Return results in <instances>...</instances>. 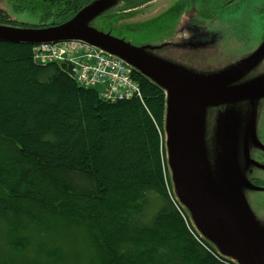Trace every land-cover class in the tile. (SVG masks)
<instances>
[{"label":"trees","instance_id":"obj_1","mask_svg":"<svg viewBox=\"0 0 264 264\" xmlns=\"http://www.w3.org/2000/svg\"><path fill=\"white\" fill-rule=\"evenodd\" d=\"M8 2L39 14L22 27L44 29L97 0ZM32 50L0 41V264H31L5 249L16 252L31 230L75 226L87 231L96 264H233L194 233L175 201L163 91L133 71L141 99L110 103L58 64H36Z\"/></svg>","mask_w":264,"mask_h":264},{"label":"rangeland","instance_id":"obj_2","mask_svg":"<svg viewBox=\"0 0 264 264\" xmlns=\"http://www.w3.org/2000/svg\"><path fill=\"white\" fill-rule=\"evenodd\" d=\"M125 1L133 2L130 9L126 10L128 8L126 6L117 8L118 0H112L113 7H116L98 17L92 16L89 19L91 27L95 24L98 31L111 33L112 37L136 47L145 44L154 47L166 43L168 49L154 56L168 64L164 66L165 70L178 72L194 80L221 78L242 69L241 60L231 58L232 61L226 56L228 51H231L227 23L260 20L264 17V10L259 12L260 7L256 8L257 0H238L224 8L222 4L225 0H201L200 4L192 0L195 6L189 0H152V3L145 5L142 4L148 2L146 0ZM195 8L201 10V14L194 13L196 17L191 12ZM1 13L10 20L29 25L39 21V14L36 11H15L8 0H0ZM199 17L201 20L211 21L204 24V27L190 25L193 19ZM151 19L153 21L142 24ZM133 23L142 25L133 26ZM0 27L15 30L24 28L5 24H0ZM248 82L246 74H242L227 86L240 94L233 100L211 105H205L206 103L201 101L198 103L199 159L206 181L220 202L221 189L217 190L213 180L215 163H222V157L228 154L235 158L236 150L242 143L249 149L252 148L253 103L247 93L244 94L249 86ZM94 88L101 93L102 88L99 86ZM245 199L250 212L253 213L249 223L257 231L264 233V200L257 198V191L253 190L248 191ZM65 228L66 231H60L61 233L33 229L18 240L16 252L5 248L6 252L10 258L18 259V262L29 259L32 261L31 264H96L97 251L88 243L87 231L76 226Z\"/></svg>","mask_w":264,"mask_h":264},{"label":"water","instance_id":"obj_3","mask_svg":"<svg viewBox=\"0 0 264 264\" xmlns=\"http://www.w3.org/2000/svg\"><path fill=\"white\" fill-rule=\"evenodd\" d=\"M113 6L112 0H97V3L87 6L73 19L55 27L22 30L0 27V41L33 47L38 44L80 40L123 61L132 72L159 87L166 97L163 139L175 201L187 215L197 236L218 255L233 264H264V233L257 231L249 223L253 213L245 199L249 190H257L243 176L248 169L238 163L240 147L236 150L235 158L228 154L222 157V163H215L213 180L217 190L221 189L220 202L202 170L197 138L200 112L198 103L219 104L239 96V92L230 90L227 86L246 70L242 67L231 75L210 80L189 79L178 72L165 70L164 66L168 64L154 55L166 46L136 47L112 37L111 33L98 31L95 24L91 27L89 19L92 16L98 17L116 7ZM243 147L244 150L247 149L245 144ZM244 157L248 158L246 151Z\"/></svg>","mask_w":264,"mask_h":264},{"label":"flooded vegetation","instance_id":"obj_4","mask_svg":"<svg viewBox=\"0 0 264 264\" xmlns=\"http://www.w3.org/2000/svg\"><path fill=\"white\" fill-rule=\"evenodd\" d=\"M138 0H135L136 2ZM148 2L143 3L145 5L147 3H152V0H146ZM152 1V2H151ZM195 6V2L201 3V0H189ZM238 0H225L222 4L223 8L228 6V4L233 3ZM256 2V8L261 12L264 10V5L261 6V2ZM119 4H124L128 7L126 10L130 9V6L133 5V2L128 3L125 0H118ZM182 4V3H181ZM119 6V5H118ZM117 6V7H118ZM182 6V5H181ZM200 6V5H199ZM197 8V7H196ZM191 10L192 15L194 13L197 15L201 14V10L197 9ZM129 12V11H128ZM1 16H5L4 14H0ZM196 17V16H195ZM0 18V24H5L8 26H19L22 27V23L16 20H9L5 23V20ZM11 21V22H10ZM151 20H146L142 22L148 23ZM211 20L193 19L190 25H195L196 27H204V24ZM213 22V21H212ZM211 22V23H212ZM142 25L141 23H133L132 25ZM21 25V26H20ZM229 29H227L228 40H230V48L231 51L227 53L228 59L236 58L237 60H241L240 68H244L246 70L243 74H246L247 81H249V86L245 89L247 92L248 98L253 103V118H252V127L253 132L252 135V148L244 150V143L239 145V155H238V163L240 166L248 169L245 174L243 173L244 178L250 182L251 185L257 190V198H261L264 200V17L260 20H251V21H240V22H230L227 23ZM179 34L180 33H176ZM183 34H181V38ZM231 38V39H230ZM172 43V42H171ZM174 45V43H172ZM148 47H152L150 44H145ZM158 46V45H155ZM166 46V47H165ZM234 46V47H233ZM141 47V45H139ZM159 47H165L164 50H155L163 52L168 49L167 44H161ZM231 59V60H232ZM233 61V60H232ZM244 151L247 152V157H244Z\"/></svg>","mask_w":264,"mask_h":264},{"label":"built area","instance_id":"obj_5","mask_svg":"<svg viewBox=\"0 0 264 264\" xmlns=\"http://www.w3.org/2000/svg\"><path fill=\"white\" fill-rule=\"evenodd\" d=\"M32 58L41 66L58 64L80 86H99L100 98L107 102L141 99L139 87L132 79V69L91 44L80 40L38 44L33 47Z\"/></svg>","mask_w":264,"mask_h":264},{"label":"bare ground","instance_id":"obj_6","mask_svg":"<svg viewBox=\"0 0 264 264\" xmlns=\"http://www.w3.org/2000/svg\"><path fill=\"white\" fill-rule=\"evenodd\" d=\"M185 214V213H184ZM186 215V214H185ZM187 216V215H186ZM187 219H188V217H187ZM188 221H189V219H188ZM189 224H190V222H189ZM191 225V224H190ZM192 226V225H191ZM193 228V227H192ZM194 230V229H193ZM194 233H196L195 231H194ZM197 235V234H196ZM205 242V241H204Z\"/></svg>","mask_w":264,"mask_h":264}]
</instances>
